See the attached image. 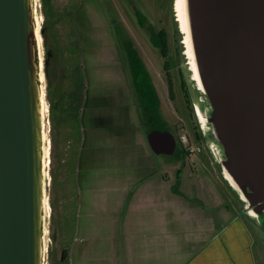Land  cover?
Masks as SVG:
<instances>
[{
    "label": "water",
    "instance_id": "water-1",
    "mask_svg": "<svg viewBox=\"0 0 264 264\" xmlns=\"http://www.w3.org/2000/svg\"><path fill=\"white\" fill-rule=\"evenodd\" d=\"M33 10V0H0V264H42L43 257ZM181 11L195 121L244 216L258 219L264 215V0H181ZM166 140L174 151L171 133L148 136L149 145Z\"/></svg>",
    "mask_w": 264,
    "mask_h": 264
},
{
    "label": "rangeland",
    "instance_id": "rangeland-1",
    "mask_svg": "<svg viewBox=\"0 0 264 264\" xmlns=\"http://www.w3.org/2000/svg\"><path fill=\"white\" fill-rule=\"evenodd\" d=\"M35 3L36 6H33L34 15L40 19L39 35L41 37L43 58V90L45 89L44 102L47 106V112L42 116V135L43 137L46 135L47 141L43 140L42 149L44 151V147L49 148L47 158H42V164H45V169L43 167V192L48 204L47 210L43 212V230L45 234H43L42 264H58L61 251H67L66 249L69 247L76 224H79L80 231H89L93 234L94 230L99 228L95 233L100 241L103 240L104 236L109 235L111 226L112 232H115L120 240L125 213V209H121L122 212L120 211L119 213V208L111 209L107 207L104 212H101L102 209L97 208V206H103L104 197L112 201L113 196L115 198L119 195L120 192L116 193L114 189H119V186H121L123 176L126 175V166L121 163L118 157L114 156L110 157L107 162L105 160L106 156H104L105 153L98 156L102 158L104 156V158L99 160L97 164L95 162L91 164L90 161L87 164H82V148H84V145L88 148V142L91 137L88 136L86 131L87 123L83 124L85 113L83 109L80 112V129L77 130L75 123L72 122V112L75 109L71 108V100L69 101V98L79 88L77 85L76 88L72 85L71 76L75 74L76 81L80 82L78 84L81 85L79 93H81L82 99L85 97L84 106L88 103L89 93L94 88H99L100 92L105 95L106 98L101 102L103 110L97 107H95L97 109L91 107V109L87 110V117L95 112H100L103 115L99 119H95L97 125H102L106 120L111 123L114 120V116L120 114L115 109L116 107L112 105L115 104L116 100L113 101V97L109 95L112 86L114 85L117 89L121 87V91H123L125 96H128V88L126 89L125 83L127 81L123 76L125 66L121 58L122 54L116 46L114 37H112V31L108 26L107 20H105V14L102 11L97 12L95 9V0H46L45 5L43 0H36ZM116 9L118 17L126 22V28L130 36L150 63L148 67L151 80L154 82L157 94L160 95L159 98H161L168 119L171 118L173 122L172 127H175L176 136L179 141H181L180 137L182 136L187 139V142L183 143L184 148L190 154L185 161L186 168L182 169L183 167L178 165L177 169H182L183 176H188V182L192 183V185L197 186V182H203L204 186L208 187L209 192L206 195L209 194V196L205 198L219 206V209L224 212L225 222L228 224L235 217V205L218 179L214 176H207L203 172L205 169L210 171V169L216 168V163H214L207 151L206 141L208 137L205 136L207 139L202 143L203 146L201 142L197 143L194 140L191 129L193 123L189 122L185 114V104L177 87L176 79L170 71L168 72L173 79L172 86L175 102L170 101V104L168 103L170 99L167 89L168 79L163 70L165 59L161 57L158 49L148 48L146 40H142L144 38L141 37L138 31L129 25L118 5ZM43 31L46 40L43 37ZM55 46L59 48V54H57V57L55 55L52 61L50 60L51 62L46 68L44 64L46 62L47 49H51L53 52ZM58 55L61 61L56 65L55 62ZM182 57L188 70L186 81L193 99L196 94L195 84L191 80L184 53ZM45 70L47 72L46 76ZM111 78L114 79V84L111 83ZM49 79L52 82L54 81V85L58 86L64 95V112L63 115H59L54 127L50 120L49 101L47 98V89L50 85ZM112 93H116L115 89ZM125 96L124 100H126ZM109 102L112 103L110 107L108 105ZM196 125L198 127L197 122ZM160 129L163 128L160 127ZM198 130L201 133L199 127ZM201 135L203 134L201 133ZM197 148H200V150L203 148L207 152L208 158L205 156L206 158L204 159L203 156L198 154ZM118 152L121 151L118 150ZM174 158L175 156L171 162ZM160 161V163L163 162L164 166V163H168L170 159L161 157ZM174 169L175 166L169 168V170ZM192 174H198L201 179L195 182L194 178H190ZM171 178L172 181L166 186H173L175 176L173 175ZM148 181L139 187L133 197H135L136 193L143 191L147 183H156V180ZM199 190L202 192L201 189ZM194 193L198 195L200 192L195 189ZM105 212L107 215L101 214ZM114 212L116 213L115 219L111 217ZM134 215H138L137 212ZM87 216H91V219L87 220ZM94 216L98 217L95 222L92 218ZM184 216L179 213L178 218L181 219ZM186 216L188 218L192 217L187 225L189 226V231H193L194 235L186 234L188 233L187 226L185 230V225L179 224V263H183L187 258L193 256L197 247L198 233L203 231L204 227L208 225V221H213L215 210L209 213L205 211L195 212L193 215L187 213ZM110 220H117L118 222L112 226ZM133 228L137 229V221L132 217L131 233ZM164 230L165 228L162 229V231ZM148 231H152V229ZM52 235L55 236V241H53ZM134 239L139 242L138 238ZM137 257L135 250L134 255L131 257V260H134V264H137ZM66 264H68L67 260Z\"/></svg>",
    "mask_w": 264,
    "mask_h": 264
},
{
    "label": "crops",
    "instance_id": "crops-1",
    "mask_svg": "<svg viewBox=\"0 0 264 264\" xmlns=\"http://www.w3.org/2000/svg\"><path fill=\"white\" fill-rule=\"evenodd\" d=\"M116 46L119 50L118 44ZM121 54L125 66L123 76L127 81L125 86L126 89L128 88V96L124 95L121 87L117 89L114 85L110 94L108 93L113 97V101L116 100L115 104H112L110 99L109 107L111 104L114 105L120 114L114 116L113 122L110 123L106 120L102 125H97L95 121V119L103 116L100 112L91 113L87 117V110L91 107L103 110L101 102L106 97L99 88L90 91L88 103L85 106V97L81 102V111L83 109L85 112L83 124L87 123V126L85 125L86 131L91 137L88 148L86 145L82 148V164H87L89 161L91 164L93 162L97 164L104 156L108 162L109 158L114 156L118 157L121 163L126 166V175L123 176L121 186L119 189H114V192H120L119 195L115 198L113 196L112 201L104 197L103 206H97V208L102 209L101 212H104L107 207L119 208V213L122 212L121 209H125L120 235L121 241L115 232H112L111 226L109 235L104 236L103 240L100 241L95 233L99 228L94 230L93 234L89 231H80L79 224H76L69 249H66L68 264H134L131 257L135 250L138 256L137 264H254L248 234L241 219L235 215L234 219L226 224L224 212L219 209L215 202L205 198L209 196V194L206 195L209 189L204 186L203 182H197L201 177L197 174L190 175V178H194L198 184L194 186L188 182V176H183L182 171H175L177 169L176 163L173 164L170 161L164 163L166 169L168 168L167 170L160 166L162 165L160 158L164 155V149L162 147L156 149L154 143L149 145V134L147 135V130L142 128L138 122L140 114L146 117L148 112L145 114L146 107L141 112V104L133 89L127 59L122 52ZM142 56L158 104L163 106L161 98H159L160 95L157 94L154 82L150 77L148 67L150 63L143 54ZM114 82V79L111 78V83L114 84ZM114 89L115 94L112 93ZM124 96L126 100H124ZM151 101L153 102L151 106H155L153 97ZM168 103L170 104V100ZM98 113L100 114L97 115ZM106 117L108 119L107 115ZM163 126L168 129V132H171V122L164 123ZM169 142L166 140L165 151L168 153L165 157L171 160L172 151ZM159 144L162 145L163 143ZM102 153H105L103 158L98 157ZM172 166H175V169L169 170ZM173 175L175 176L173 186H166L172 181ZM176 177L182 180L180 186L175 184ZM147 180H149L148 182L156 180V183H147L145 189L133 197L139 187L143 183L145 184ZM195 189L200 192L198 195L194 193ZM212 210H215L213 221H208V225L198 233L197 247L193 256L187 258L183 263H179V224L185 225V230L187 226L188 233L186 234L194 235L193 231H189L187 225L192 217L188 218L186 214L193 215L195 212L203 211L209 213ZM135 212L138 215H134ZM179 213L185 216L179 219ZM101 214L107 215L106 212ZM115 214L114 212L111 216L113 219H115ZM169 215L171 216L168 217ZM132 217L137 221V229L133 228L131 233ZM92 218L95 222L98 217ZM86 219H91V216H87ZM110 222L114 226L118 221L110 220ZM164 228L165 230L162 231ZM150 229L152 231H148ZM135 232L136 234H134ZM134 238H138L139 242L135 241Z\"/></svg>",
    "mask_w": 264,
    "mask_h": 264
},
{
    "label": "flooded vegetation",
    "instance_id": "flooded-vegetation-1",
    "mask_svg": "<svg viewBox=\"0 0 264 264\" xmlns=\"http://www.w3.org/2000/svg\"><path fill=\"white\" fill-rule=\"evenodd\" d=\"M117 5L125 15V18L129 22V25L133 27V29H136L138 31L141 37L144 38L142 40H146L148 48L158 49L161 57L165 59V62L163 64L164 74L168 79L167 75H171L168 72L170 71L176 79L177 87L179 88V92L181 93L183 103L185 104V114L189 119V122L191 124L193 123L191 129L194 135V140L197 143H204L207 138L201 135L200 131L198 130L194 118V112H191L190 109L191 107L193 110V99L189 92L186 81L188 70L184 65V59L182 57L184 49L182 44V36L179 30V25L174 9L175 0H95V9L97 12L102 11V13L105 14V20H107L108 26L111 28L110 30L112 31V37H114L115 43H118L115 38L116 33L118 31L124 32L134 44V47L143 60L142 51L137 46L134 39H132V37L130 36L126 28V22L122 21L118 17V12L116 9ZM171 81L173 82L172 78ZM185 95H188V101L187 98H185ZM169 100L171 102H175L174 98L171 99L170 97ZM145 107V105H141V112L145 110ZM151 108L154 109L153 106H151L150 108L146 107L145 114L146 112L149 113L146 117L145 115L140 114V118L138 121L140 126L147 130V135L155 131L168 132V130H166V127H164L163 125L164 123L169 122H171V125H173V122L171 118L168 119L163 106L161 104H158L155 112H152ZM160 127H162L163 129H160ZM174 131L175 127H171V132L169 133L174 136L176 141V147L174 151H169L172 153L171 160L175 156L172 163H176L175 166L177 165V168L179 165L180 167H183L182 169H185V161L188 159V156L190 154L189 152H187L188 150L184 148V144L178 140ZM166 146V141L162 145H160L159 143H154V147L156 149L160 147L164 149V155L162 158L165 159L167 158L165 157L166 153H168L167 151H165ZM197 153L203 156L204 159L206 158L205 156H207L208 158L207 152H205L203 148H201V150L200 148H197ZM211 162L213 164L212 160ZM160 166L165 167L163 166V162ZM215 166L216 168L210 169V171L208 169H205V171L203 172L207 176H214L215 178H217L221 186L228 192L235 205L234 213L239 217V219H241L243 227L248 234L251 253L253 256V263L264 264V215L258 217V219L246 218L242 211L241 203L222 179L219 166L217 164ZM180 169H176L175 171L181 172L182 169ZM211 171L213 172V174ZM175 184L180 186L182 184V180L176 177Z\"/></svg>",
    "mask_w": 264,
    "mask_h": 264
},
{
    "label": "trees",
    "instance_id": "trees-1",
    "mask_svg": "<svg viewBox=\"0 0 264 264\" xmlns=\"http://www.w3.org/2000/svg\"><path fill=\"white\" fill-rule=\"evenodd\" d=\"M43 4H46V0H43ZM43 37L46 40L45 33L43 31ZM116 40L117 44L119 46V50L123 53V55L127 59L128 67H129V74L132 78V84H133V89L138 97V100L140 104H144L146 107L150 108L151 104L153 103L151 101V98L153 97L154 102L156 103L154 109L156 110L158 107V99L153 91V86L150 82L149 74L147 71V68L145 67L143 60L141 56L138 54L136 48L134 47V44L131 42V40L128 38V36L122 32L118 31L116 33ZM164 48V47H163ZM59 52V48L55 46L54 51L52 52L51 49H47L46 53V68L50 64V62L53 60L54 56ZM51 60V61H50ZM61 61V58L58 55V58H56L55 64H59ZM76 64V63H75ZM56 71V70H55ZM47 75V72H46ZM168 77V89H169V96L171 99L174 98V93H173V87H172V81L170 78V75H167ZM50 78V77H49ZM50 80V79H49ZM71 82L74 87L79 88L78 91H75L71 94L69 101L71 100V108L75 109L72 113V122L75 123L76 129H80V111H81V106H82V95L79 93L81 91V85H78L80 82L75 79V74L71 76ZM56 87L54 85V81L52 82L50 80V85L47 89V98L49 101V112H50V120L52 123V126L54 127L56 124V120H58L59 115H63V101H64V95L61 92V89ZM185 92V91H184ZM80 94V96H79ZM187 98V101L189 100L188 95H185ZM76 100V101H75ZM151 102V103H150ZM190 104V102H189ZM74 106V108H73ZM152 112L153 111V108ZM191 112H193L192 108L190 107ZM149 114V113H148ZM153 115V114H152ZM163 125V123H162ZM168 130V129H166ZM79 135V134H78ZM178 138V137H177ZM179 140V138H178ZM53 241H55V236L52 235ZM67 260V255L66 251H61L60 257L58 259V264H66ZM52 264V263H50Z\"/></svg>",
    "mask_w": 264,
    "mask_h": 264
},
{
    "label": "bare ground",
    "instance_id": "bare-ground-1",
    "mask_svg": "<svg viewBox=\"0 0 264 264\" xmlns=\"http://www.w3.org/2000/svg\"><path fill=\"white\" fill-rule=\"evenodd\" d=\"M35 1L36 0H33V6H36ZM175 7H176V13H177V17H178V22H180L182 24V27H183V19H182V11H181V0H177L176 1ZM33 13H34V10H33ZM34 22H35V37H36V47H37V56H38V83H39V90H40V94H41V102H40V105H41V116H43L45 114V112H47V106L45 105V102H44V90L45 89L43 90V88H44L43 87V75H42L43 58H42V53H41V37L39 35V22H40V19L37 18L36 15H34ZM43 140L47 141L46 140V135L44 137L42 135V143H43ZM48 149L45 148V147H44V151L42 149V154H43L42 158L43 159L47 158ZM43 167L45 169V164H43ZM43 195H44L43 210L45 212L47 210V208H48V204H47V200L45 199L44 192H43ZM43 234H45L44 230L42 231V246H44Z\"/></svg>",
    "mask_w": 264,
    "mask_h": 264
},
{
    "label": "built area",
    "instance_id": "built-area-1",
    "mask_svg": "<svg viewBox=\"0 0 264 264\" xmlns=\"http://www.w3.org/2000/svg\"><path fill=\"white\" fill-rule=\"evenodd\" d=\"M180 140H181L180 142H182V143L187 142V139L185 136L180 137Z\"/></svg>",
    "mask_w": 264,
    "mask_h": 264
}]
</instances>
